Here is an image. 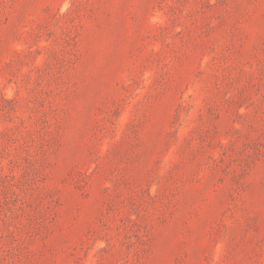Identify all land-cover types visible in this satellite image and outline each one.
Returning a JSON list of instances; mask_svg holds the SVG:
<instances>
[{
  "label": "rangeland",
  "instance_id": "374dc122",
  "mask_svg": "<svg viewBox=\"0 0 264 264\" xmlns=\"http://www.w3.org/2000/svg\"><path fill=\"white\" fill-rule=\"evenodd\" d=\"M0 264H264V0H0Z\"/></svg>",
  "mask_w": 264,
  "mask_h": 264
}]
</instances>
